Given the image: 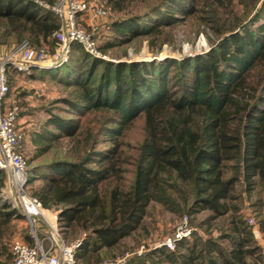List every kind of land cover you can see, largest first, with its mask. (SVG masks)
<instances>
[{"label":"trees","instance_id":"16d2710c","mask_svg":"<svg viewBox=\"0 0 264 264\" xmlns=\"http://www.w3.org/2000/svg\"><path fill=\"white\" fill-rule=\"evenodd\" d=\"M37 1L0 0V44L55 40L60 19ZM103 1L112 33L103 51L143 37L159 48L173 25L200 22L205 3L210 47L180 59L110 61L72 42L68 60L48 73L70 87L55 101L62 105L43 107L46 115L27 131L30 195L58 207L66 238L85 234L76 254L83 264H260L254 223L235 202L255 193L254 204L264 203V0ZM5 177L0 168V187ZM153 202L187 217L203 210L210 219L226 216L227 229L215 239L183 238L172 249L111 253L138 232ZM19 216V208L0 203V244ZM224 237L230 246L220 244ZM9 260L8 253L0 264Z\"/></svg>","mask_w":264,"mask_h":264},{"label":"rangeland","instance_id":"374dc122","mask_svg":"<svg viewBox=\"0 0 264 264\" xmlns=\"http://www.w3.org/2000/svg\"><path fill=\"white\" fill-rule=\"evenodd\" d=\"M83 1L88 3L90 9L88 12L81 15L78 20L79 27L90 31L97 43L101 45L106 38H109L112 35L110 28L108 27L110 18L109 14L106 17L100 16L93 18L92 7L93 10L100 6L105 7L104 1ZM204 5L205 6H203L202 11H200L199 14L200 22L196 18H187L184 22L173 25L172 28L167 30L170 35L165 38L159 48L151 49L148 45L147 38L143 37L140 40L129 44L109 47L105 50V53L108 55L107 57L115 58V61H118V59L130 61L150 60L154 58L165 59L168 57L180 59L184 56H191L208 50L210 47L208 37H211V30L206 25V21L210 16V12L209 4L205 3ZM4 46L5 45L0 44V53L9 48L8 46ZM56 46L57 41L51 39L50 44L45 43L43 46L39 47L52 51ZM64 63L65 62L62 64ZM59 66L40 68L42 69V72L40 69L36 70L37 68H35L30 71V73H37L34 74L36 76L33 77L29 75L30 73L13 71L12 68L9 70L11 82L9 84L7 101L8 104L15 102L19 106L17 111V127L22 133V138L24 135V141L22 143L23 149L21 151L27 160H29L32 150L27 131L34 127L39 119L44 118L46 111H42L43 107H49L54 110L55 107H57L56 105H62V102L55 101L58 99L57 97L65 95L67 89L70 88L48 74L53 71L52 69ZM38 73L43 74L44 76L40 77L38 76ZM32 163L30 161L29 166ZM25 191L30 194L29 184L28 187L26 186ZM172 195L178 203L181 202L178 192H172ZM256 200L257 195L252 193L248 196H244L241 204H239L237 200L235 203L240 207V211L243 215L247 218L251 217L253 221L252 223L259 226V228H261L260 230L264 232V203H260L259 205L254 204ZM3 201L8 202L12 207L20 209L17 195L7 174L4 184L0 187V203ZM48 209L58 212V207H48ZM183 214H185V212L181 211L180 208L172 209L171 207H167L160 203H151L147 208L146 216L144 217L143 224L138 232L126 237L119 245L113 247L111 253H116L118 256L123 253L127 256L134 253L139 254L149 251L150 248L156 246L160 247L161 241L173 234L177 225L181 221ZM209 215L210 212L206 210L188 214V227L192 228V234L199 241H203L205 238L215 239L220 231L227 229L224 222L226 216L210 219L208 218ZM247 222H249L248 219ZM11 224L12 230L8 232V238L5 239V244H0V250H3L4 252L3 255H0V260H4L9 253V264L11 263L10 242L13 238L17 237L28 243L33 242L24 215L14 218ZM84 236L85 234L83 232H77L73 235H69L66 240L71 242L74 239H82ZM190 238L191 236L189 235L186 239ZM137 241L140 244H138ZM219 241L220 244H227L229 239L224 237L219 239ZM131 247L134 248L132 251H129ZM105 261L111 260L106 259ZM118 261L121 263L123 258H118Z\"/></svg>","mask_w":264,"mask_h":264},{"label":"built area","instance_id":"2783aa9c","mask_svg":"<svg viewBox=\"0 0 264 264\" xmlns=\"http://www.w3.org/2000/svg\"><path fill=\"white\" fill-rule=\"evenodd\" d=\"M40 5L50 8L60 19V26L52 34L57 46L52 50L31 45L22 40L6 51L0 53V168H3L12 183L17 195L19 207L29 226L33 242L28 243L17 237L10 242V264H83L77 259V251L81 238L71 242L59 226L57 211L45 208L41 201L25 191L28 170L27 162L22 154V133L17 127L18 104H8L9 70L30 73L37 68L56 67L69 58L71 43L76 42L83 50L93 57L115 61L107 57L90 31L79 27L81 15L88 12L90 7L83 0H56L52 5L37 1ZM108 10L104 6L93 10L92 17H106ZM119 60V59H118ZM252 223V218H248ZM188 227V217L183 215L171 236L160 245L172 249L177 241L192 233ZM99 264H119L117 261H103ZM260 264H264V252Z\"/></svg>","mask_w":264,"mask_h":264},{"label":"crops","instance_id":"0c3cea01","mask_svg":"<svg viewBox=\"0 0 264 264\" xmlns=\"http://www.w3.org/2000/svg\"><path fill=\"white\" fill-rule=\"evenodd\" d=\"M261 228H259V226H256V225H254V228H253V236H254V239H255V243L257 244V245H259L262 249H263V251H264V232L262 231V230H260ZM263 234V235H262ZM191 236V238L190 239H186L185 238V240H188V241H192L194 238H195V236L193 235V234H191L190 235ZM230 242L228 241V243L227 244H222V246L223 247H228V246H230ZM165 248V247H164ZM213 254H216L215 252H213ZM117 260H118V258H117ZM116 260V261H117ZM119 262V261H118ZM120 263V262H119Z\"/></svg>","mask_w":264,"mask_h":264}]
</instances>
